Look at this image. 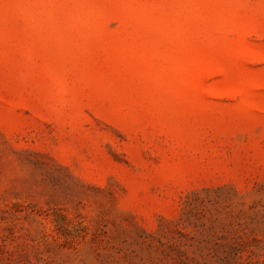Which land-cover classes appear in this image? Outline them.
<instances>
[{"label": "rangeland", "instance_id": "1", "mask_svg": "<svg viewBox=\"0 0 264 264\" xmlns=\"http://www.w3.org/2000/svg\"><path fill=\"white\" fill-rule=\"evenodd\" d=\"M0 264H264V0H0Z\"/></svg>", "mask_w": 264, "mask_h": 264}]
</instances>
